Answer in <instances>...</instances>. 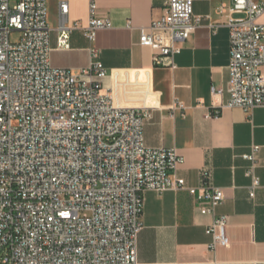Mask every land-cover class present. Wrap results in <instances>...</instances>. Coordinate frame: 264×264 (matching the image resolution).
Segmentation results:
<instances>
[{
    "label": "built area",
    "instance_id": "1",
    "mask_svg": "<svg viewBox=\"0 0 264 264\" xmlns=\"http://www.w3.org/2000/svg\"><path fill=\"white\" fill-rule=\"evenodd\" d=\"M228 101L212 87V106L264 109V0H231ZM48 0H0V264H141L137 240L143 229V194L183 187L175 178L183 157L175 149L149 148L143 130L149 108H125L104 92L106 71L96 33L111 21L90 0L88 22L68 23L59 5L56 50L69 51L73 31L90 44L78 74L51 65ZM193 0H168L165 15L140 28L139 44L156 67L174 68L180 45L201 22ZM11 32L20 40L11 44ZM183 109L181 104L176 105ZM219 114L215 110L211 115ZM258 147L248 162L249 197L260 187ZM191 190L210 250L227 247L226 216H217L225 195L207 172Z\"/></svg>",
    "mask_w": 264,
    "mask_h": 264
},
{
    "label": "crops",
    "instance_id": "2",
    "mask_svg": "<svg viewBox=\"0 0 264 264\" xmlns=\"http://www.w3.org/2000/svg\"><path fill=\"white\" fill-rule=\"evenodd\" d=\"M68 4V23L86 27L90 0H48L47 22L52 52L65 61L58 68L78 74L89 62L90 44L81 30L70 37V50H56L59 5ZM98 14L112 27L96 33L106 77L104 92L125 108H149L151 119L143 130L149 148L175 149L183 157L175 178L183 187L161 195L143 194L137 257L141 264H264V109L245 113L239 108H213L211 88L228 101L229 13L231 0H193V15L202 20L180 45L174 68L156 67L153 52L139 44V29L162 18L168 0H94ZM181 104L183 109L176 105ZM219 110L218 115H211ZM258 147L256 169L260 187L249 197L248 162L242 159ZM207 172L211 185L224 191L217 216L227 217V247L209 249L206 228L212 217L202 215L191 190Z\"/></svg>",
    "mask_w": 264,
    "mask_h": 264
},
{
    "label": "rangeland",
    "instance_id": "3",
    "mask_svg": "<svg viewBox=\"0 0 264 264\" xmlns=\"http://www.w3.org/2000/svg\"><path fill=\"white\" fill-rule=\"evenodd\" d=\"M9 40L11 44H16L20 40V33L18 32H11L9 35ZM50 61L51 65L54 67L60 66L64 63L65 57L58 52H51L50 54Z\"/></svg>",
    "mask_w": 264,
    "mask_h": 264
}]
</instances>
